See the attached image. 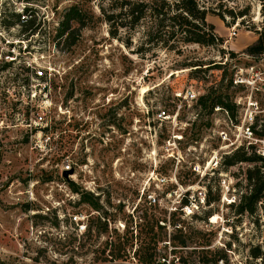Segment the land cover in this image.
Listing matches in <instances>:
<instances>
[{
    "label": "rangeland",
    "instance_id": "1",
    "mask_svg": "<svg viewBox=\"0 0 264 264\" xmlns=\"http://www.w3.org/2000/svg\"><path fill=\"white\" fill-rule=\"evenodd\" d=\"M8 1L0 0V9ZM28 1L37 32L24 42L30 54L15 45L17 59L0 73V264H70L69 258L90 264V250L116 235L130 240L131 247L124 262L112 264H137L132 257L135 235L153 218L164 226L153 264H264V204L258 203L252 215L235 213L250 165H222L236 149L250 152L254 140L244 138L245 128L252 138L264 139L254 134L264 123V55L244 52L264 29L261 0H198L212 10L205 20L218 43L173 42V50L153 48L144 56L132 53L137 35L129 50L108 37L98 7L115 0ZM71 7L84 14L85 26L71 23L67 42L53 39ZM17 36V29L0 31L9 42H17ZM4 49L0 41V51ZM30 60L49 69L46 98L35 87L29 101L15 87L28 76L22 67ZM186 64L200 66L183 69ZM250 67L258 74L252 89L235 83L249 79ZM180 91L191 92L194 99L172 95ZM208 93L220 96L228 108L203 110L197 100ZM25 104L33 106V114L41 106L45 131L25 127L31 118ZM159 111L175 116V123L155 121ZM218 133L233 144L222 142ZM251 147L263 153L258 163L263 165L264 143ZM67 164L66 180L77 194L60 176ZM159 177L166 183L159 184ZM179 187L202 190L210 201L196 218L169 213L184 196ZM81 193L96 199L97 211L78 202ZM147 195L156 202L149 204ZM172 218L177 227L186 226L184 248L177 232L178 239L169 241ZM96 219L104 221L106 232L91 247L85 245L84 255H75L66 238L80 237L85 231L78 229L81 225L98 226ZM252 249L258 258L251 257Z\"/></svg>",
    "mask_w": 264,
    "mask_h": 264
},
{
    "label": "trees",
    "instance_id": "2",
    "mask_svg": "<svg viewBox=\"0 0 264 264\" xmlns=\"http://www.w3.org/2000/svg\"><path fill=\"white\" fill-rule=\"evenodd\" d=\"M10 1L5 3L6 7L0 9V30L3 33H8L11 29H17V37H21L24 40L35 36L37 33L35 31L36 18L31 6H28L30 4L29 1ZM17 3L23 6L21 14L14 12V4ZM260 8H264V0H261ZM211 11L209 7L200 5L198 0H115L106 7H98V13L107 27V35L110 39L115 40L129 50L133 37L137 35V46L135 50H132V53L136 56H144L145 52L152 51L153 48L173 50V42L177 43L176 45L181 42L182 45L215 46L218 40L212 33V26L206 23L205 20L206 16L212 13ZM20 16L26 17L22 23H20ZM84 20V14L78 9L69 8L63 13L58 23V28H55L53 39L62 40L63 42L69 41L71 38V32H68L70 24L75 23L80 28H83L85 26ZM256 35V40L247 46L244 51L251 56L264 55V29L257 32ZM198 66L200 65L186 64L183 69ZM10 67V64H2L0 73L10 69ZM13 77L15 78V75ZM197 103L203 110H207L208 113L214 107L228 108L226 101H223L220 96H212L210 93L199 97ZM47 128H43L42 131ZM254 134L264 137V123L259 125L258 130H254ZM248 148L250 152L247 151V148L246 150H243V148L236 149L233 153L226 155L222 161L224 167H232L236 164L250 165L245 169L244 192L240 193L235 206L237 215L244 213L252 215L258 203L264 204V164H258L261 162V157L251 151V146ZM66 183L71 189L70 191L77 194V188L67 180ZM92 199L90 194L81 193L78 202L87 204L94 211H97L96 199L94 202ZM205 200L206 205H208L210 201L208 199ZM183 203L184 200H181V204ZM96 222L99 224L98 226L93 227L91 224L84 226L85 231L80 234V237L68 236L66 238V245L71 247V251L75 249L76 252H73L75 255H84L82 250L85 249V245L91 247L106 232L104 221L100 223V220L96 219ZM158 222V219L153 218L151 223L144 227V230H139L136 233L132 257L137 264H153L156 261V246L164 234L161 233L164 226L159 225ZM177 224V218H172L170 225L173 227L174 233L169 237V241L173 243V240L178 239L175 237L177 232L182 235V239L179 238L177 243L184 248L186 247L184 240V235L186 234L181 232L185 231L186 226L181 224L178 228H174ZM83 238H85V242L81 243L80 240ZM91 238L93 239L91 240ZM130 243L131 241L123 238V236L108 237L101 243V248L97 247L90 250V264L124 262L128 257L127 248L131 247ZM172 247H174L173 244ZM254 249L258 251V248ZM254 249L251 250V257L258 258V252L254 253ZM169 253L174 254V250H170ZM160 259L163 262L165 261L163 257H160ZM69 262L74 264L70 258ZM213 264H216V260H213Z\"/></svg>",
    "mask_w": 264,
    "mask_h": 264
},
{
    "label": "built area",
    "instance_id": "3",
    "mask_svg": "<svg viewBox=\"0 0 264 264\" xmlns=\"http://www.w3.org/2000/svg\"><path fill=\"white\" fill-rule=\"evenodd\" d=\"M21 8H15V4H14V12L21 14L22 13V8L23 6L20 4ZM25 16H20V23L25 21ZM14 29H11L10 31H13ZM1 31V30H0ZM9 31V32H10ZM2 32V31H1ZM32 38V37H31ZM30 38V39H31ZM0 41H2L4 43V52L0 51V66L2 64H10L11 66L13 65V63L15 62V60L18 57V51L15 53V45H22L21 49L25 52H21L22 54H30V50H28V44L24 45V42L29 41V39H22L19 38L17 39V42H9L6 41L4 38H0ZM3 50V49H2ZM32 51V50H31ZM38 59L41 58V56L39 55V57H37ZM32 59H35V57L33 56ZM248 74L250 75L248 80H245L244 78H239L235 81L236 84L238 85H243L246 84L247 86H249L251 89L254 85V79H258V74L254 71H252V67L248 68ZM22 72L23 73H27L28 76H25V78L23 79V81H20L21 83L17 84L15 87L16 89H18L19 92L22 93V96H25L26 99L28 98L29 101H32V99H34L35 94L33 91H31V89H34L35 87L38 88V93L40 94V96H42V98H46L47 96V84L50 81V76L51 74L49 73V69L41 67V66H35L33 61H27L25 63V67H22ZM33 83L35 85H33ZM175 98H182L183 100H193L194 96L191 92L185 91V92H175L172 94ZM29 106V115L31 114V118L29 119L28 123L25 124V127L28 128L29 130L32 129H37L38 127H47L46 124V119H45V114L42 111L41 106H34V107H38L39 112H35L34 114L32 113V109L33 106H31V104H25V107L27 108ZM35 109V108H34ZM215 111H220L222 110V108L219 107H214L213 108ZM226 113V111L224 112ZM155 121L161 122V121H171V123H175V116H169L167 113H165L164 111H159L155 114ZM43 129V128H42ZM242 132V129H241ZM240 132V133H241ZM243 134L245 135L244 138H246L247 140H254L252 142L249 143L248 146L254 145L255 143H260L263 144L264 143V139L261 140H257L251 137L252 133L251 131H249V128H245V131H243ZM218 136L220 138V140L222 142H227V144L232 145L233 143H231L230 139L226 137V135H224V133H218ZM239 136V135H238ZM175 137V139H177V136H173ZM232 137H234L235 139L237 138V135L232 134ZM255 153V152H254ZM256 154V153H255ZM261 156H260V155ZM256 154L260 157L263 156V153H259ZM70 169V166L67 164L65 166H63L60 169V172H66ZM194 171V170H193ZM157 182L159 184H164L166 183V179L164 177H159L158 179H156ZM168 181L170 182V179H168ZM173 183H175V179L173 180ZM178 190H180L181 195L183 196L181 200H184V203L181 204V200L179 202V206L177 208H171L169 209V213L170 212H175L178 211V214L180 216L181 219L184 218H193L196 217L197 214H199L201 211L204 210V208H206V200H205V195L203 193L202 190H194L193 192H189L190 190H188L187 188H185L184 190L179 187L177 188ZM173 193V192H172ZM146 199L148 200V203L150 204H154L156 201L152 196L147 195ZM72 219H76L75 217H73ZM78 221H81L80 218H77ZM179 227V226H178ZM177 225L174 228H178ZM79 230H83L84 226H79L78 227Z\"/></svg>",
    "mask_w": 264,
    "mask_h": 264
},
{
    "label": "water",
    "instance_id": "4",
    "mask_svg": "<svg viewBox=\"0 0 264 264\" xmlns=\"http://www.w3.org/2000/svg\"><path fill=\"white\" fill-rule=\"evenodd\" d=\"M70 173H67V172H61L60 173V176H61V178H63V179H67V176L69 175Z\"/></svg>",
    "mask_w": 264,
    "mask_h": 264
}]
</instances>
